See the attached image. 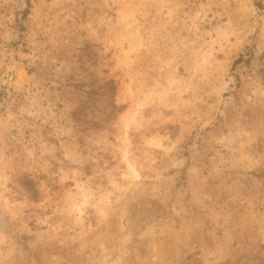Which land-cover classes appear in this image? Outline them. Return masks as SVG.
Wrapping results in <instances>:
<instances>
[{"label":"rangeland","instance_id":"obj_1","mask_svg":"<svg viewBox=\"0 0 264 264\" xmlns=\"http://www.w3.org/2000/svg\"><path fill=\"white\" fill-rule=\"evenodd\" d=\"M0 264H264V0H0Z\"/></svg>","mask_w":264,"mask_h":264}]
</instances>
